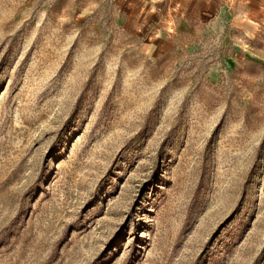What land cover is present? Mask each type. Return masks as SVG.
<instances>
[{"label":"rangeland","instance_id":"1","mask_svg":"<svg viewBox=\"0 0 264 264\" xmlns=\"http://www.w3.org/2000/svg\"><path fill=\"white\" fill-rule=\"evenodd\" d=\"M0 264H264V0H0Z\"/></svg>","mask_w":264,"mask_h":264}]
</instances>
